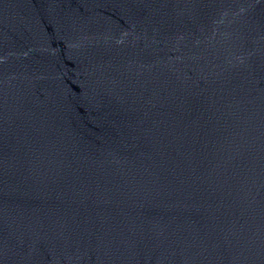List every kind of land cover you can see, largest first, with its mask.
<instances>
[{"label":"water","instance_id":"water-1","mask_svg":"<svg viewBox=\"0 0 264 264\" xmlns=\"http://www.w3.org/2000/svg\"><path fill=\"white\" fill-rule=\"evenodd\" d=\"M0 264H264V0H0Z\"/></svg>","mask_w":264,"mask_h":264}]
</instances>
